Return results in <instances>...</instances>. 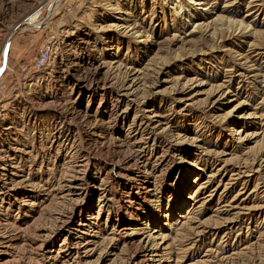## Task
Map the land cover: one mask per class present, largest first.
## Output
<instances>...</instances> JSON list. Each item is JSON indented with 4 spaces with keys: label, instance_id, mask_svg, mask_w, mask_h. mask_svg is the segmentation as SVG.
Segmentation results:
<instances>
[{
    "label": "rangeland",
    "instance_id": "1",
    "mask_svg": "<svg viewBox=\"0 0 264 264\" xmlns=\"http://www.w3.org/2000/svg\"><path fill=\"white\" fill-rule=\"evenodd\" d=\"M190 1L0 0V264H264V0Z\"/></svg>",
    "mask_w": 264,
    "mask_h": 264
},
{
    "label": "built area",
    "instance_id": "2",
    "mask_svg": "<svg viewBox=\"0 0 264 264\" xmlns=\"http://www.w3.org/2000/svg\"><path fill=\"white\" fill-rule=\"evenodd\" d=\"M48 59H49L48 54L41 53L39 58L36 59L35 64L37 67H43L46 64V62L48 61Z\"/></svg>",
    "mask_w": 264,
    "mask_h": 264
},
{
    "label": "bare ground",
    "instance_id": "3",
    "mask_svg": "<svg viewBox=\"0 0 264 264\" xmlns=\"http://www.w3.org/2000/svg\"><path fill=\"white\" fill-rule=\"evenodd\" d=\"M199 1L200 0H191L189 4H193L194 5V4L198 3ZM197 5H202V4H201V2H199ZM54 8H52V9H54ZM52 11H54V10H52Z\"/></svg>",
    "mask_w": 264,
    "mask_h": 264
}]
</instances>
